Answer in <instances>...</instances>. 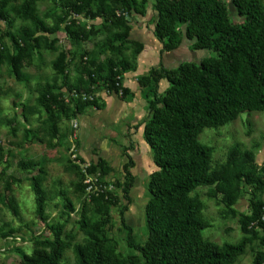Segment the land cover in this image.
Segmentation results:
<instances>
[{
	"label": "rangeland",
	"instance_id": "1",
	"mask_svg": "<svg viewBox=\"0 0 264 264\" xmlns=\"http://www.w3.org/2000/svg\"><path fill=\"white\" fill-rule=\"evenodd\" d=\"M22 1L6 0L5 17H0V46L10 54L17 51L12 37L20 26L30 24L29 19L20 14ZM152 1L141 3L145 15H133L128 35L133 43L119 54L102 47L119 29L104 21L103 16L71 14L59 0L34 3L33 14L47 24L59 20V29L46 34L48 41L55 39L53 43L40 42L23 59L20 70L25 78L16 77L8 61L0 63V264H20L22 255L34 248V239L52 236L48 224L54 222L63 223V237L70 244L63 250L61 263L75 264L71 246L87 239L81 227L84 218L90 224L95 222L121 255L139 254L127 243V235L138 244L147 236L144 206L154 165L142 130L152 97L150 72L160 61L172 68L183 61L198 62L211 54L205 49L194 50L192 43L185 40L160 54L162 45L152 30ZM221 1L226 6L228 20L240 22L231 0ZM260 1L264 5V0ZM72 21L85 29L93 27L94 33L85 40H72L65 30ZM134 43L142 46L133 61L135 68L125 71L120 78L121 85L128 87L130 93L125 97L110 94L103 82L97 80L92 83V91L83 93L80 98L94 99L99 107L90 105L77 111L79 95L74 90L68 91L64 82H75L79 65L85 61L92 66L93 62L122 56L133 60ZM55 60L64 63L61 72L55 69ZM140 81L146 85H141ZM167 85V81L162 80L159 91ZM48 86L51 93H60V103L53 102L50 96L41 98V92ZM53 111L58 112L59 118L48 128L45 120ZM198 140L212 148L211 168L224 162L232 146L253 151L258 167L264 160V110L243 112L222 126L203 128ZM98 157L104 160L108 171L100 168ZM23 162L27 165H22ZM125 165L133 179L129 200L123 198L121 188L115 183L116 179L126 178ZM34 174L40 175L45 191L42 219L36 213L31 187ZM60 190L64 191L73 210L65 207ZM97 192L103 194L98 201L92 198ZM194 194L203 203L202 215L207 222L203 237L216 244L237 242L244 235L239 220L250 213V199L256 197L264 201V188L257 190L254 185L245 183H242L240 196L230 206L222 201V194L215 185L198 186ZM123 207L130 230L121 222ZM104 210L108 212V219ZM257 232L258 236L263 235L259 227ZM259 250H264V244L257 238L247 244L233 264H252Z\"/></svg>",
	"mask_w": 264,
	"mask_h": 264
},
{
	"label": "trees",
	"instance_id": "2",
	"mask_svg": "<svg viewBox=\"0 0 264 264\" xmlns=\"http://www.w3.org/2000/svg\"><path fill=\"white\" fill-rule=\"evenodd\" d=\"M37 0H23L20 14L29 19V25L20 26L12 41L17 44L16 53L10 54L0 46V63L8 61L16 77L25 78L21 63L33 48L44 42L46 34L59 29V20L47 24L33 14ZM71 14L103 16V20L119 28L114 31L102 47L113 53H122L133 41L128 38L133 15H145L141 6L145 0H59ZM241 21L228 20L227 9L221 0H153V33L161 43L159 53L174 48L180 40L191 42L194 50L205 49L211 54L198 62L183 61L175 67H165L160 61L150 72L153 83L148 115L143 123L142 137L152 154L154 170L151 172L144 206V226L147 236L142 244L127 235V243L138 255H121L97 224L85 218L81 227L87 239L74 242L72 250L75 264H233L247 244L259 238L264 244V201L252 197L250 213L239 222L243 236L237 242L216 244L203 237L207 226L202 215L203 203L192 192L198 186H212L222 194V201L233 205L240 196L242 183L264 188V160L256 167L251 150L238 146L228 149L225 160L211 168L212 148L198 140L203 128H217L237 118L243 112L264 110V5L260 0H231ZM6 0H0V17H5ZM63 14L61 18L64 16ZM65 30L72 40H85L93 34V27L85 29L72 21ZM132 58L124 56L107 59L88 65H79V75L73 83H66L68 91L78 95L75 109L99 107L94 99L81 95L92 91V83L101 80L110 94L125 97L130 89L122 86L120 78L125 71L135 68L133 63L141 52V44L134 43ZM121 51V52H120ZM55 69L61 72L62 60H55ZM162 80L168 85L159 91ZM141 85L146 82L140 81ZM51 97L58 102L60 93H51L49 86L41 92V98ZM56 111L45 120L48 128L58 120ZM98 164L104 171L102 158ZM128 164V163H127ZM126 164V165H127ZM22 165H27L23 162ZM126 171L125 179L115 180L124 199L129 200L133 185L132 174ZM129 165V164H128ZM76 167V166H75ZM31 187L35 194L36 213L42 219L45 191L39 174L31 176ZM64 205L73 210L63 190L58 191ZM102 193L92 195L98 201ZM126 209L120 210L121 222H125ZM14 214L17 213L13 210ZM106 219L108 212L104 210ZM233 213V212H232ZM257 227L263 235L258 236ZM51 237L34 239V248L22 255L20 264H62L63 250L69 246L63 237V223L48 224ZM252 264H264V250L255 252Z\"/></svg>",
	"mask_w": 264,
	"mask_h": 264
},
{
	"label": "built area",
	"instance_id": "3",
	"mask_svg": "<svg viewBox=\"0 0 264 264\" xmlns=\"http://www.w3.org/2000/svg\"><path fill=\"white\" fill-rule=\"evenodd\" d=\"M75 125V124H74Z\"/></svg>",
	"mask_w": 264,
	"mask_h": 264
}]
</instances>
